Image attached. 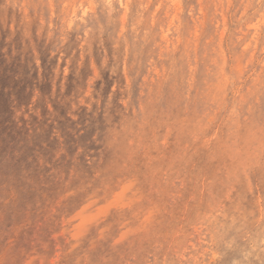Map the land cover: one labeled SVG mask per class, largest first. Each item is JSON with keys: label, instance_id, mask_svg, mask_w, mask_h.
I'll list each match as a JSON object with an SVG mask.
<instances>
[{"label": "clouds", "instance_id": "9594fccd", "mask_svg": "<svg viewBox=\"0 0 264 264\" xmlns=\"http://www.w3.org/2000/svg\"><path fill=\"white\" fill-rule=\"evenodd\" d=\"M104 2L124 46L90 139L0 144V264H264V0Z\"/></svg>", "mask_w": 264, "mask_h": 264}, {"label": "rangeland", "instance_id": "374dc122", "mask_svg": "<svg viewBox=\"0 0 264 264\" xmlns=\"http://www.w3.org/2000/svg\"><path fill=\"white\" fill-rule=\"evenodd\" d=\"M66 2L0 0L4 146L30 152L52 149L59 139L84 143L104 117L124 46L118 13L94 0L95 14L70 20ZM253 191L264 193V173L254 177Z\"/></svg>", "mask_w": 264, "mask_h": 264}]
</instances>
